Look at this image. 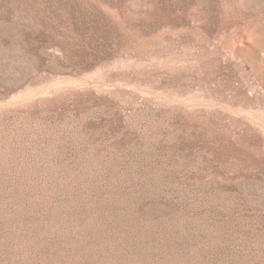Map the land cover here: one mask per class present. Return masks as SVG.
<instances>
[{"label":"rangeland","instance_id":"obj_1","mask_svg":"<svg viewBox=\"0 0 264 264\" xmlns=\"http://www.w3.org/2000/svg\"><path fill=\"white\" fill-rule=\"evenodd\" d=\"M0 264H264V0H0Z\"/></svg>","mask_w":264,"mask_h":264}]
</instances>
